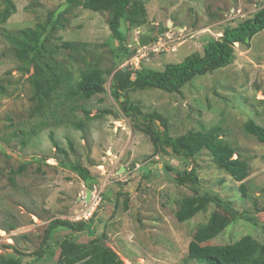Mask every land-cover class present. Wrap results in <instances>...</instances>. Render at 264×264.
<instances>
[{
  "label": "rangeland",
  "instance_id": "obj_1",
  "mask_svg": "<svg viewBox=\"0 0 264 264\" xmlns=\"http://www.w3.org/2000/svg\"><path fill=\"white\" fill-rule=\"evenodd\" d=\"M142 1L146 21L126 32L128 46L138 49L125 63L135 69L145 66L157 70L192 52L202 53L209 37H219L225 26L250 17L264 4V0ZM14 3L15 13L0 24V84L4 86L0 94V169L5 171L0 177V253L17 250L27 254L23 260L33 264L54 263L58 252L55 248L52 255L35 260L32 253L40 250L44 229L51 219H80L76 217L87 206L83 198L88 190L73 172L59 166V160L78 161L96 176L92 189H100L101 201L93 230L95 236L105 234L104 244L125 264H202L187 258V245L197 224L207 222L215 206L209 204L187 221L178 222L174 216L178 201L192 194L193 189L178 184L175 172L166 165L177 169L187 167V163L194 166L199 192L215 193L255 219L231 221L206 243H230L244 235L264 243V143L242 130L249 118L264 125V30L253 36L249 46L235 44L232 63L193 77L180 92L148 89L128 94L142 112L161 113L172 135L221 125L224 131L220 136L249 164L243 180L248 186L247 196H242L240 182L218 169L205 150L188 161L164 153L153 155L149 137L110 96L109 77L105 92L65 106L52 101L43 109V115H33L32 90L26 80L29 73L18 70L19 62L3 32L33 26L44 21L48 12L65 6L60 0ZM65 16V26L55 34L57 44L89 43L102 54L108 67L109 54L102 45L110 38L108 13L77 7ZM148 32L157 39L143 50V45L138 46L139 36ZM73 104H78L77 108L69 110ZM83 109L90 118L86 119ZM71 121L83 124L77 128ZM50 135L67 151V157L55 151ZM68 141L72 142V150ZM24 163L26 169L11 184L6 178L8 170ZM119 188L126 194L117 198ZM11 225L15 228L10 229ZM64 233L57 229V238ZM73 237L81 242L89 239L85 232L74 233ZM9 244L12 247H7Z\"/></svg>",
  "mask_w": 264,
  "mask_h": 264
},
{
  "label": "trees",
  "instance_id": "obj_2",
  "mask_svg": "<svg viewBox=\"0 0 264 264\" xmlns=\"http://www.w3.org/2000/svg\"><path fill=\"white\" fill-rule=\"evenodd\" d=\"M60 1L65 8L48 12L44 21L12 32H3L14 57L19 62L18 70L29 73L26 80L31 87V98L34 102L31 113L43 115V109L49 107L52 101L54 105L65 106L66 103L88 100L105 92V84L109 77L110 96L118 103L119 110L126 117L132 118L136 128L149 137L153 155L164 153L188 161L205 150L218 169L240 182L239 190L242 196H247L248 186L243 180L248 175L249 164L220 136L224 131L221 125L215 124L209 128L172 135L167 119L161 113L154 110L142 112L140 107L130 100L128 94L131 91L148 89L177 93L193 77L226 67L235 58V44L249 46L253 36L264 30V4L250 17L240 20L234 26H225L219 37H209L202 47V53L192 52L181 61L168 63L163 69L157 70L145 66L135 69L134 66L125 63L138 49L137 46H128L126 32L143 25L146 21L142 0ZM77 7L108 13L106 22L110 38L102 44L107 47L109 54L108 67L105 66L102 54L89 43L63 41L57 44L59 38L55 34L65 26V13ZM15 10L14 0H0V24H4ZM121 22L124 23V29H121ZM163 31L164 29L159 30ZM156 39V35L152 36L148 32L139 36L138 46L147 45ZM61 50H64L65 54H61ZM3 90L4 86L0 84V94ZM77 106L78 104L70 105L69 110H74ZM56 109L57 107L51 110L50 114L53 115ZM83 111L86 119L90 118L88 111L85 109ZM82 124V121H71V125L77 128ZM242 130L264 143V125L249 118L243 123ZM50 138L52 146L56 148L55 151L67 157V151L57 144L52 135ZM21 143L24 144L25 141L21 140ZM68 146L69 150L73 149L71 141H68ZM234 154L236 156H233ZM58 164L73 172L86 188L92 191L97 178L80 162L59 160ZM188 165L187 163V167L182 169L166 165V169L175 172L174 180L178 184L191 186L193 189L192 194L183 196L178 201L174 212L176 220L187 221L196 213L204 211L209 204L215 206V211L207 222L199 223L195 227L187 245V258L202 264H264V243L250 235H244L225 244L206 243L231 221L242 218L255 222V219L245 212L236 210L229 200L215 193L199 192L196 188L199 183L196 169ZM26 167L27 163L18 164L16 168L8 170L6 178L14 184L16 176L22 174ZM37 170L39 169L36 168ZM3 175L5 171L0 169V177ZM143 176L148 175L144 173ZM124 193V190L119 188L116 197L119 198ZM94 221L97 222L94 216L87 220L51 219L44 229L41 248L37 253H32V260L52 255L55 248L58 252L53 264H125L111 247L104 244L105 234L95 236L92 226ZM14 228L10 226V229ZM57 229L66 231L59 239ZM79 232H85L89 239L85 242L76 240L73 237L74 233ZM9 246L12 247L10 244L7 245ZM24 256L27 254L17 250L10 254L0 253V264H33L32 261L23 260Z\"/></svg>",
  "mask_w": 264,
  "mask_h": 264
},
{
  "label": "built area",
  "instance_id": "obj_3",
  "mask_svg": "<svg viewBox=\"0 0 264 264\" xmlns=\"http://www.w3.org/2000/svg\"><path fill=\"white\" fill-rule=\"evenodd\" d=\"M142 49L145 50V45H143ZM100 201H101L100 189L99 190H96L95 188L92 189L90 202L89 203L87 202L86 204L87 206L85 207V209H83L80 212L79 216L76 218L88 219L89 217H91L98 210Z\"/></svg>",
  "mask_w": 264,
  "mask_h": 264
},
{
  "label": "water",
  "instance_id": "obj_4",
  "mask_svg": "<svg viewBox=\"0 0 264 264\" xmlns=\"http://www.w3.org/2000/svg\"><path fill=\"white\" fill-rule=\"evenodd\" d=\"M124 69H126L125 67H124ZM85 198H84V201H88L89 200V198H90V196H91V191L88 189V190H86V193H85Z\"/></svg>",
  "mask_w": 264,
  "mask_h": 264
},
{
  "label": "clouds",
  "instance_id": "obj_5",
  "mask_svg": "<svg viewBox=\"0 0 264 264\" xmlns=\"http://www.w3.org/2000/svg\"><path fill=\"white\" fill-rule=\"evenodd\" d=\"M90 198H91V196H90ZM85 203L87 204V202L85 201ZM85 209V208H84ZM96 213H94L92 216H94ZM91 216V217H92ZM91 217H89L88 219H90ZM85 220H87V219H85Z\"/></svg>",
  "mask_w": 264,
  "mask_h": 264
},
{
  "label": "crops",
  "instance_id": "obj_6",
  "mask_svg": "<svg viewBox=\"0 0 264 264\" xmlns=\"http://www.w3.org/2000/svg\"><path fill=\"white\" fill-rule=\"evenodd\" d=\"M85 193H86V191H85ZM85 193H84V194H85ZM85 197H86V196L84 195V198H85ZM84 198H83V199H84Z\"/></svg>",
  "mask_w": 264,
  "mask_h": 264
}]
</instances>
